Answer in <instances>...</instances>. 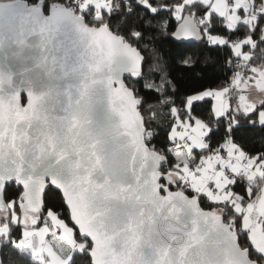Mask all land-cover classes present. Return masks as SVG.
<instances>
[{"label": "water", "instance_id": "95a60500", "mask_svg": "<svg viewBox=\"0 0 264 264\" xmlns=\"http://www.w3.org/2000/svg\"><path fill=\"white\" fill-rule=\"evenodd\" d=\"M44 6L0 0V211L8 184L35 215L51 186L92 264H261L223 213L163 182L173 180L167 156L147 144L126 83L143 76L142 52L107 24ZM173 37L195 44L204 34L185 14ZM246 80L264 93V62Z\"/></svg>", "mask_w": 264, "mask_h": 264}, {"label": "trees", "instance_id": "16d2710c", "mask_svg": "<svg viewBox=\"0 0 264 264\" xmlns=\"http://www.w3.org/2000/svg\"><path fill=\"white\" fill-rule=\"evenodd\" d=\"M28 1L37 3L40 0ZM42 1L45 2L46 12L53 5H64L63 0ZM261 1L255 0V4ZM114 3L119 4L118 12L104 11V17L100 20L86 15L87 22L91 25L107 24L115 33L124 36L126 41L138 48L145 57L143 76L139 80L127 77L126 83L134 89L145 117L147 144L167 156L162 171L173 180L171 183L166 180L163 182L169 184L172 190L182 189L185 183L183 173L174 167L186 157L183 147H177L170 136L176 122L172 111L174 107L180 110L181 117L190 115L199 118L209 128L205 137L207 148L201 151L195 149L197 156L223 152V144L230 139L248 157H257L264 162V120L261 117V112H264V93L246 80H253L255 69L264 62V12L258 14L255 24L239 22L234 28H229L217 14L210 13L207 16L208 6L201 1L188 4L185 0H113L112 4ZM181 5L184 6L183 12L178 14L177 7ZM185 14L193 16L200 25L204 34L201 42L187 44L173 37ZM201 14L204 15L203 22L200 19ZM210 34L226 38L227 43H210ZM248 37L256 42L253 50L255 56L237 67L239 57L235 56L232 45ZM247 46L249 45L244 46V50ZM235 72H240L242 79L231 88L233 95L230 97V109L226 115L214 114L211 98L194 102L190 111H187L186 105L190 96L207 89L229 87ZM263 185L264 174L256 177L250 184L245 180L235 182L232 188L245 202L258 198ZM184 191L198 196L203 208L223 213L225 220L237 229L241 246L248 249L252 259L264 264V255L253 248L248 233L240 228L242 216L228 203H215L196 191ZM21 193L22 187L16 182L6 187L5 200L8 208L0 211V224L8 223L10 234L8 237H0V264H43L34 258V254L42 249L33 251L29 245H34L35 236L39 235L38 228L47 225V215L50 212L59 215L64 221V227L74 230V240L86 242L87 246L74 249L66 245L62 237L58 238L54 234V227L44 237H50L47 240L53 239V242L67 248V264H92L89 254L91 245L80 238L73 226L61 193L50 186L44 196L43 211L38 215L21 210Z\"/></svg>", "mask_w": 264, "mask_h": 264}, {"label": "crops", "instance_id": "0c3cea01", "mask_svg": "<svg viewBox=\"0 0 264 264\" xmlns=\"http://www.w3.org/2000/svg\"><path fill=\"white\" fill-rule=\"evenodd\" d=\"M112 1L81 0L78 8L83 11L91 10L94 17L100 18L102 17V12L112 6ZM194 1H201L206 4L208 6L207 16L210 13L217 14L229 28H234L239 22L255 24L258 20V14L264 12V0L261 1L262 5L259 6H256L255 0H233L232 2L229 0H185L188 4ZM183 7V5L177 7L178 14H182ZM210 36H212L210 43H227V39L222 36L211 34ZM251 43L252 39L250 37L240 41L239 44L242 45L238 51H234V46L232 45L235 56H240L243 53V47ZM228 90V88L207 89L190 96L186 105L187 111H190L194 102L211 98L214 114L218 116L226 115L230 109L231 97L228 94ZM172 111L176 116V122L170 136L172 141L176 143V146H182L186 152V157L182 162L183 164H181V167H183V171L181 172L184 175H188L187 179L189 181H186L191 182L198 193L204 195L212 202L228 203L237 214L241 215V229L248 233L253 248L264 255V185L261 188L258 198L244 202L241 196L233 190L232 185L235 182L230 179V173L234 172L242 176L247 184H250L256 177L263 176L264 162L260 160L255 161L254 157L250 158L242 151H240L238 156L231 157L230 160H223L219 155L221 156L223 152L232 153L237 148L230 139L223 144V152H216L218 154L216 160L210 161L209 155L211 156V153H208V157L203 161V156L198 157L194 155L192 150L207 147L206 140H204L208 132L207 125L201 119L191 117L190 115L181 117L180 110L176 107ZM248 188L250 194L251 185ZM57 224L60 223L57 222ZM60 225L63 226L64 224ZM51 228L52 225L50 227L49 224L39 227V235L35 236L34 245L29 246L36 250L42 249L46 239L44 236ZM61 228L67 230L68 233L66 234L70 235L71 233L73 235V230L64 226ZM52 242L47 240L46 243L55 248L56 246ZM36 259L38 260L39 258Z\"/></svg>", "mask_w": 264, "mask_h": 264}, {"label": "rangeland", "instance_id": "374dc122", "mask_svg": "<svg viewBox=\"0 0 264 264\" xmlns=\"http://www.w3.org/2000/svg\"><path fill=\"white\" fill-rule=\"evenodd\" d=\"M81 0H63V4H64V6H66V7H69V8H71V9H73L74 11H76L78 14H82V15H84L85 17H86V15L87 16H89V17H91V18H93V19H97V20H100L102 17H104V11L102 12V17H100V18H98V17H94V15H93V12L90 10V11H83V10H80L79 8H78V4H79V2H80ZM58 5V4H57ZM44 8H45V6H44ZM49 11V10H48ZM106 12H110V13H112L113 12V7L111 6L110 8H108L107 10H105ZM87 19V18H86ZM212 36H210V35H208V40L210 41L212 38H211ZM211 42V41H210ZM240 42H237V43H235V44H233V46H234V51H238V49H241V45L242 44H239ZM255 46H256V42H254V41H252V43L251 44H249V46H247V49H245L244 50V48L245 47H243V53H241V55L240 56H237V57H239V59L237 60V67H241L242 66V64L245 62V63H247L248 61H250L251 59H253V57L255 56V54H254V52H253V50H254V48H255ZM238 73H240V72H238ZM240 81V80H239ZM229 90H228V94L231 96V95H233V92H232V89H230L229 87H227ZM23 100H24V98H23ZM189 100V99H188ZM216 116H218V115H216ZM261 117H262V119L264 120V112L262 111L261 112ZM206 124V123H205ZM207 128H208V126H207ZM207 131H209V128H208V130ZM208 133V132H207ZM204 140H206L205 138H204ZM207 148V147H206ZM206 148H202V149H198V150H203V149H206ZM192 152H193V154L194 155H196L195 153H194V150H192ZM211 153V156L208 154V153H203V154H201V155H198V157H200V156H203V161L205 160V158H207L208 157V155H209V160L210 161H214V160H216V158L218 157V154L216 153V152H210ZM219 157H221L220 155H219ZM236 157V156H235ZM231 159V158H230ZM229 159V160H230ZM254 159H255V161H259V159L257 158V157H254ZM183 159H181V162H179L178 164L176 163L175 165H174V167H175V169L177 170V171H179V172H181V171H183L182 169H183V167H181L182 165L181 164H183L182 161ZM180 168H179V167ZM181 173H183V172H181ZM231 173H234V172H231ZM230 173V174H231ZM235 174H237V173H235ZM183 179H184V185L182 186V189H180V190H183L184 191V189H185V186H186V184H188V183H190V185L192 186V188L191 189H188V190H193V191H196V188L193 186V184L191 183V182H187V181H189L187 178H188V175H184V173H183ZM241 178H242V176H241ZM187 180V181H186ZM242 181H243V178H242ZM242 181H240V182H242ZM195 188V189H194ZM185 190H187V189H185ZM187 190V191H188ZM22 191H23V189H22ZM197 192V191H196ZM198 193V192H197ZM22 194V193H21ZM199 195H202V194H200V193H198ZM21 200V199H20ZM47 217H48V222H47V224H50V225H52V227H54V229H55V232H54V234L55 235H57V237L59 238V237H62L64 240H65V242H66V245H69V246H71L72 248H74V249H83V248H85L86 246H87V243L86 242H77V241H79V240H77V239H75L74 240V238H73V235H75L74 234V230H73V235L70 233V235L69 234H66V233H68L67 232V230L65 229V228H61V227H63L62 225H60V224H64V221L59 217V215L58 214H56V213H49L48 215H47ZM57 222L58 223H60V224H57ZM62 222V223H61ZM61 228V229H60ZM240 228H241V225H240ZM58 231H59V233H58ZM9 234H10V226H9V224L8 223H5V224H0V237H2V236H6V237H8L9 236ZM72 236V237H71ZM70 237V238H69ZM48 238H50V237H47L46 239H45V241H44V247H43V245H41L43 248H42V251H38L39 253H37V254H34L35 256H34V258H39L38 260H40V261H42V263H44V264H67L68 263V261H69V256H68V254L66 253V249L67 248H65V247H63L61 244H57V243H55V242H52L56 247L54 248V247H52V246H50L48 243H46L47 242V239ZM26 240H28V239H26ZM50 242L51 241H55V240H53V239H50L49 240ZM38 250V249H37ZM33 251H36V249H33ZM34 253V252H33Z\"/></svg>", "mask_w": 264, "mask_h": 264}, {"label": "built area", "instance_id": "2783aa9c", "mask_svg": "<svg viewBox=\"0 0 264 264\" xmlns=\"http://www.w3.org/2000/svg\"><path fill=\"white\" fill-rule=\"evenodd\" d=\"M256 5L259 6V5H262V3L261 2H257ZM112 7H113V12H118L120 10V7H119V4L118 3L112 4ZM203 17H204V15L201 14L200 15V19H201L202 22L204 21V20H202ZM241 79H242L241 73L235 72L234 75L231 78V82H230L229 88L231 89L232 86H233V84L236 83V82H238ZM239 153H240V150L238 148H236V149L233 150L232 153L223 152L222 155H221V158L223 160H229L231 157L238 156ZM230 179L232 181H234V182H240V181H242L241 176L239 174H235V173H231L230 174ZM191 188H192V186L190 185V183L186 184L185 189L188 190V189H191ZM58 233H59V231H58Z\"/></svg>", "mask_w": 264, "mask_h": 264}, {"label": "flooded vegetation", "instance_id": "af4514ba", "mask_svg": "<svg viewBox=\"0 0 264 264\" xmlns=\"http://www.w3.org/2000/svg\"><path fill=\"white\" fill-rule=\"evenodd\" d=\"M250 81H252V80H250ZM250 83H251V82H250ZM25 99H26V98L24 97V101H25Z\"/></svg>", "mask_w": 264, "mask_h": 264}]
</instances>
